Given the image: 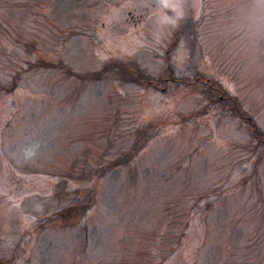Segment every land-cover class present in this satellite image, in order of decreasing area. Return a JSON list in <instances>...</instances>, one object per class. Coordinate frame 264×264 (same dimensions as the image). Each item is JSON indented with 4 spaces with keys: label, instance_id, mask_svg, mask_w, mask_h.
Here are the masks:
<instances>
[{
    "label": "rangeland",
    "instance_id": "1",
    "mask_svg": "<svg viewBox=\"0 0 264 264\" xmlns=\"http://www.w3.org/2000/svg\"><path fill=\"white\" fill-rule=\"evenodd\" d=\"M0 264H264V0H0Z\"/></svg>",
    "mask_w": 264,
    "mask_h": 264
},
{
    "label": "trees",
    "instance_id": "2",
    "mask_svg": "<svg viewBox=\"0 0 264 264\" xmlns=\"http://www.w3.org/2000/svg\"><path fill=\"white\" fill-rule=\"evenodd\" d=\"M122 65H124V66H122ZM121 66H119V68H126L127 66L126 65H129V64H127V63H125V62H123V64H122ZM130 68V67H129ZM104 70H103V73L105 72V70H111V69H108V68H106V67H104L103 68ZM113 70V69H112ZM111 70V71H112ZM137 73V72H136ZM138 74V73H137ZM139 74H143V73H139ZM134 78V77H133ZM162 79V78H161ZM164 79V78H163ZM161 80V81H164V80ZM141 80V81H140ZM139 81H138V79H130V81H132V82H135V84H137L138 86H140V87H143V85H144V82H147V84L146 85H144L145 87H147L148 85H151V87L155 90L159 85H158V82H156V81H153L151 78H148V79H140ZM152 82H154V85L152 84ZM134 151H136V150H134Z\"/></svg>",
    "mask_w": 264,
    "mask_h": 264
}]
</instances>
